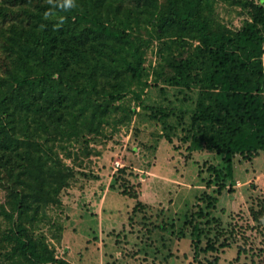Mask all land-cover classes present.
Segmentation results:
<instances>
[{"label": "trees", "instance_id": "16d2710c", "mask_svg": "<svg viewBox=\"0 0 264 264\" xmlns=\"http://www.w3.org/2000/svg\"><path fill=\"white\" fill-rule=\"evenodd\" d=\"M129 1L136 0H76V7L65 10L63 0H0L3 22L23 8L36 18L27 30L0 31L8 50L15 39L12 43L32 54L25 68L21 53L12 58L18 71L0 56V182L6 198L0 201V216L10 223L6 241H13L12 247L32 264H71L44 255V246L27 237L24 220L39 200L52 202L60 184L67 185L71 169L59 165V151L70 156V148L86 134H103L105 127L116 130L125 108L115 103L128 94L160 120L171 141L172 110L141 99L145 72L138 40L130 32L135 19L126 7ZM164 1L165 8L151 23L157 22L162 33L188 28L196 44L184 58L171 55L166 61L171 73L159 67L153 80L163 78V83L186 91L190 148L205 145L222 157L223 167L213 168L219 192L232 173L235 155L250 159L264 151V0H230L250 15L236 30L210 28L213 0ZM119 11H127L128 22ZM95 97L99 102H92ZM195 236L201 239L199 231Z\"/></svg>", "mask_w": 264, "mask_h": 264}, {"label": "rangeland", "instance_id": "374dc122", "mask_svg": "<svg viewBox=\"0 0 264 264\" xmlns=\"http://www.w3.org/2000/svg\"><path fill=\"white\" fill-rule=\"evenodd\" d=\"M136 1L126 7L133 13L130 32L143 57L141 99L172 110L171 141L140 100L128 94L117 101L125 116L116 130L105 127L103 134H86L70 146V156L59 151V165L71 169L68 183L60 184L52 202L39 200V207L25 214L27 237L44 246V255L71 264H264V151L250 159L235 155L232 173L217 192L213 168L223 167V160L205 145L190 148L186 91L163 83V78L153 80L159 67L171 73L167 59L186 57L196 39L188 28L166 33L155 28L157 22L151 20L165 8L164 0ZM210 5L207 21L212 30H236L250 19L235 1L213 0ZM13 10L19 11L16 6ZM21 11L0 20V31L8 35L21 26L27 30L30 22L36 25L27 9ZM119 14L128 22L127 11ZM14 40L8 50L0 36V56L18 71L12 58L21 53L25 68L32 54ZM2 185L0 201L6 199ZM9 226L0 216V264H32L12 247L13 241H6Z\"/></svg>", "mask_w": 264, "mask_h": 264}, {"label": "clouds", "instance_id": "9594fccd", "mask_svg": "<svg viewBox=\"0 0 264 264\" xmlns=\"http://www.w3.org/2000/svg\"><path fill=\"white\" fill-rule=\"evenodd\" d=\"M76 0H63L62 4L60 5V7H62L63 9L67 10V9H71L76 7ZM48 12H45L44 15L45 17L48 16Z\"/></svg>", "mask_w": 264, "mask_h": 264}]
</instances>
